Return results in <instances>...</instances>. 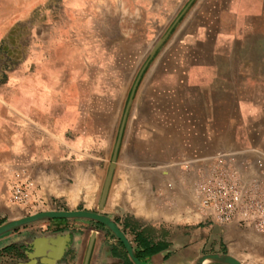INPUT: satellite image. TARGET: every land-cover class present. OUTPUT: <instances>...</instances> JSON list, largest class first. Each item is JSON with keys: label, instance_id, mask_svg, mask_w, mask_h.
Wrapping results in <instances>:
<instances>
[{"label": "rangeland", "instance_id": "1", "mask_svg": "<svg viewBox=\"0 0 264 264\" xmlns=\"http://www.w3.org/2000/svg\"><path fill=\"white\" fill-rule=\"evenodd\" d=\"M145 63L111 183L121 180L118 169L135 166L136 193L144 192L156 214L168 211L171 192L161 191L162 172L181 152L188 118L195 123L208 112L224 120L221 130L235 137L245 158L264 168V156L248 154H264V0H0V89L56 88L45 96L55 100L62 138L86 136L98 148L92 159L96 209L131 88ZM81 163L88 167L87 159ZM40 199L35 212L82 209ZM191 200L198 208L195 192ZM10 203L17 218L35 213Z\"/></svg>", "mask_w": 264, "mask_h": 264}, {"label": "crops", "instance_id": "2", "mask_svg": "<svg viewBox=\"0 0 264 264\" xmlns=\"http://www.w3.org/2000/svg\"><path fill=\"white\" fill-rule=\"evenodd\" d=\"M55 91L23 85L0 89V219L17 218V208L10 203V186L23 177L34 181L40 198L59 199L65 207L96 210L92 159H98V148L94 139L86 136L62 138V124L52 105L55 100L45 96ZM195 121L188 118L181 152L171 157L174 165L162 172L161 191L166 195L171 192L168 211L149 218L135 214L129 199L140 189V181L136 167L128 165L118 169L121 180H112L102 212L123 230L134 251H142L143 246L158 248L142 264H196L206 254H229L242 263L264 264V233L236 224L205 222L191 203L197 167L203 158L219 150L236 151L243 157L247 154L236 146L235 137L221 130L224 120L220 122L215 114H201ZM255 152L264 156L256 149L248 154ZM82 159L88 160V167ZM90 240L87 264H132L108 228L67 219L43 220L6 233L0 240V264H84Z\"/></svg>", "mask_w": 264, "mask_h": 264}, {"label": "built area", "instance_id": "3", "mask_svg": "<svg viewBox=\"0 0 264 264\" xmlns=\"http://www.w3.org/2000/svg\"><path fill=\"white\" fill-rule=\"evenodd\" d=\"M194 192L201 220L264 232V168L255 167L240 153L219 150L203 158ZM10 201L25 212H35L42 200L34 181L23 177L12 182Z\"/></svg>", "mask_w": 264, "mask_h": 264}, {"label": "water", "instance_id": "4", "mask_svg": "<svg viewBox=\"0 0 264 264\" xmlns=\"http://www.w3.org/2000/svg\"><path fill=\"white\" fill-rule=\"evenodd\" d=\"M184 9H186V8H184ZM177 20H178V18L172 24L171 28L173 27V25L176 23ZM171 28L163 36L158 38V40L153 44V46L149 52V58L148 59H151L153 57V55L155 54L157 49L160 47V45L163 43V41L165 40V38L169 34ZM146 64L147 63H145L142 66V68H141L132 88H131L129 98H128V101H127V104L125 106V110H124V113L122 116V120H121V124L119 127L117 139H116V142H115V145L113 148L111 161L108 165V170H107L106 176L104 178V182H103L102 189L100 192V196H99V200H98V204H97V209L95 211H90V210H85V209H76V210L66 209V210H44V211L36 212V213L30 214L27 216H23L20 218L9 220V221L1 224L0 225V235H3V234L8 233L10 231H13L19 227H23V226H26L28 224L43 221V220L84 219V220H89V221H95V222L103 225L104 227L108 228L112 232V234L122 243V245L124 246V248L128 254L129 259L131 260V262L133 264H142L140 259L135 255V251H134L130 241L128 240L126 234L123 232V230L118 226V224H116V222L113 219H111L107 215L103 214L102 211H103L105 201H106V198L108 195V190L110 187L112 174H113L115 164H116V157H117L119 142H120V138H121V134H122L123 125H124L126 113L128 110V106H129L130 101L132 99V95L134 93L137 82H138L144 68L146 67ZM91 247H92V240H90V243L88 245L84 264H87L89 254L91 251ZM207 261L218 262V263H222V264H244L240 260H238L237 258H235L229 254H206V255L201 256L198 259V261L196 262V264H204Z\"/></svg>", "mask_w": 264, "mask_h": 264}, {"label": "bare ground", "instance_id": "5", "mask_svg": "<svg viewBox=\"0 0 264 264\" xmlns=\"http://www.w3.org/2000/svg\"><path fill=\"white\" fill-rule=\"evenodd\" d=\"M128 172V171H127ZM131 172V171H130ZM123 174V173H122ZM80 175V173H79ZM82 175V174H81ZM86 178V177H85ZM93 178V177H92ZM94 179V178H93ZM90 180V179H89ZM129 181V180H128ZM71 185V184H70ZM135 185V184H134ZM73 189V188H72ZM71 189V190H72ZM128 189V188H127ZM136 189V188H135ZM59 191V190H58ZM142 191V190H141ZM139 192V191H138ZM136 193V191L131 194V200H130V205L133 207V211L135 212L136 215L143 216L146 218L153 217L156 215L154 210L152 209V205L150 203H147L146 198L144 197L145 195L144 192ZM165 214V213H164ZM163 215V213H162ZM166 216V214H165ZM164 216V217H165ZM195 216H197L195 214ZM167 217V216H166ZM178 217V216H177ZM182 217V216H181ZM199 217V216H198ZM247 253V252H246ZM250 253V252H249ZM241 254V253H240ZM248 255V254H247ZM250 255V254H249ZM243 257V256H241ZM245 264V263H244ZM248 264V262L246 263Z\"/></svg>", "mask_w": 264, "mask_h": 264}, {"label": "trees", "instance_id": "6", "mask_svg": "<svg viewBox=\"0 0 264 264\" xmlns=\"http://www.w3.org/2000/svg\"><path fill=\"white\" fill-rule=\"evenodd\" d=\"M61 220H65V219H61ZM7 248V247H6ZM5 248V249H6ZM158 251V248L157 247H150V246H143V249L142 251H135V255L140 259V261L142 262V260L145 258V257H149L151 256L152 254L156 253Z\"/></svg>", "mask_w": 264, "mask_h": 264}]
</instances>
